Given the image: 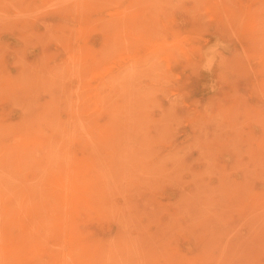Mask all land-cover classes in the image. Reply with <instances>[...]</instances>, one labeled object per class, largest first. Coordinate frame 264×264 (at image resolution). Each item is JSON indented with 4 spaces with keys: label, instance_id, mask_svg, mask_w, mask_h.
Returning a JSON list of instances; mask_svg holds the SVG:
<instances>
[{
    "label": "rangeland",
    "instance_id": "1",
    "mask_svg": "<svg viewBox=\"0 0 264 264\" xmlns=\"http://www.w3.org/2000/svg\"><path fill=\"white\" fill-rule=\"evenodd\" d=\"M0 256L264 264V0H0Z\"/></svg>",
    "mask_w": 264,
    "mask_h": 264
},
{
    "label": "bare ground",
    "instance_id": "2",
    "mask_svg": "<svg viewBox=\"0 0 264 264\" xmlns=\"http://www.w3.org/2000/svg\"><path fill=\"white\" fill-rule=\"evenodd\" d=\"M112 14V13H111ZM97 23V22H96ZM151 52V51H150ZM151 63V62H150ZM147 68H149V67H147ZM81 69H83V68H81ZM80 69V72L82 71ZM79 70V69H78ZM78 76H79V73L77 74ZM124 75V74H123ZM80 77V76H79ZM78 78V77H77ZM160 86H162V85H160ZM165 86V85H164ZM123 87V86H122ZM173 87V86H172ZM161 88V87H160ZM133 91V90H132ZM141 91V90H140ZM150 94V93H149ZM160 107V106H159ZM131 127V126H130ZM176 155V154H175ZM22 178V177H21ZM13 180V179H12ZM38 183V182H37ZM53 187H55V186H53ZM4 189H6L5 187H4ZM33 215V214H32ZM65 216V215H64ZM34 225V224H33ZM1 257V256H0Z\"/></svg>",
    "mask_w": 264,
    "mask_h": 264
}]
</instances>
